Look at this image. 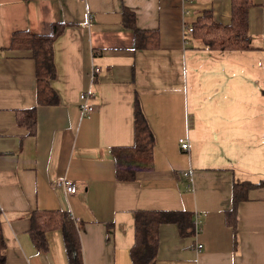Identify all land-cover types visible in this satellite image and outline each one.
<instances>
[{"label":"crops","instance_id":"0c3cea01","mask_svg":"<svg viewBox=\"0 0 264 264\" xmlns=\"http://www.w3.org/2000/svg\"><path fill=\"white\" fill-rule=\"evenodd\" d=\"M255 1L250 48L210 50L186 26L205 9L228 24L230 0H0L5 264H68L59 229L47 232L45 252L33 246L27 229L35 209L73 216L84 264H132L136 209L192 215L189 236L175 223L159 226L155 264H264V184L239 203L236 237L225 222L233 183L264 180V0ZM123 7L139 29L158 32L157 46L133 47ZM52 22L65 24L53 42L59 102L37 104L31 51L11 38L46 34ZM83 91L92 106L84 114ZM136 96L155 137L153 167L121 181L112 148L133 143ZM33 106L36 128L27 134L15 110ZM59 177L73 179L76 191L56 187Z\"/></svg>","mask_w":264,"mask_h":264},{"label":"trees","instance_id":"16d2710c","mask_svg":"<svg viewBox=\"0 0 264 264\" xmlns=\"http://www.w3.org/2000/svg\"><path fill=\"white\" fill-rule=\"evenodd\" d=\"M258 4L255 0H230V22L222 24L212 17V11L205 9L190 25L191 37L202 47L210 50H246L249 42V8ZM122 23L133 30V47L150 48L158 45V32L139 29L135 23V13L127 7L122 10ZM63 22H52L46 34L17 31L12 34L11 46L31 51L34 60L36 80V103L56 104L58 96L51 86L56 75L53 42L64 28ZM15 121L27 134L36 128V106L15 110ZM155 137L142 110L139 99L134 100L133 143L112 148L114 175L117 180L130 181L138 172L153 167V148ZM264 180L256 183L241 181L233 183L232 206L225 213V222L236 237L239 203L247 198V190L263 185ZM134 217V241L129 250L132 264H155L158 248V229L162 223H175L184 236L194 231L192 215L185 211L136 209ZM27 232L33 246L39 252L48 248L47 232L59 229L62 233L68 264H84L78 222L59 209H35L29 214ZM110 231V228H109ZM236 243V239L234 244ZM6 240L0 221V264H5Z\"/></svg>","mask_w":264,"mask_h":264},{"label":"built area","instance_id":"2783aa9c","mask_svg":"<svg viewBox=\"0 0 264 264\" xmlns=\"http://www.w3.org/2000/svg\"><path fill=\"white\" fill-rule=\"evenodd\" d=\"M186 31L188 33H191L192 28L190 26H186ZM94 70H95V68H93V71ZM89 95H90L89 91H83L79 96L80 97V110L83 114L92 110V106L88 102ZM179 142L181 143V147L183 149L188 147V143H187L185 138H180ZM54 185L58 188L63 189L67 193H74L76 191V182L73 179H70L68 177L57 178L54 182ZM69 216L73 218V216H71V215H69ZM196 220L197 219L195 218V222H197Z\"/></svg>","mask_w":264,"mask_h":264}]
</instances>
